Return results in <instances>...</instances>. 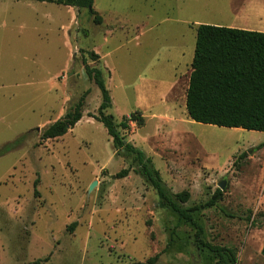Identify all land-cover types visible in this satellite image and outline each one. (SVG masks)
<instances>
[{
  "label": "rangeland",
  "instance_id": "obj_1",
  "mask_svg": "<svg viewBox=\"0 0 264 264\" xmlns=\"http://www.w3.org/2000/svg\"><path fill=\"white\" fill-rule=\"evenodd\" d=\"M93 8L101 24L87 10L0 0V149L22 140L0 157V264H148L157 255L156 264H218L194 225L162 207L115 150L96 119L102 96L84 59L103 71L116 123L144 117L127 142L151 158L167 191L190 193L182 208L206 205L225 184L196 216L204 241L233 251L235 264H264V133L197 123L185 102L198 25L264 33V0H94ZM86 93L75 128L42 141Z\"/></svg>",
  "mask_w": 264,
  "mask_h": 264
},
{
  "label": "trees",
  "instance_id": "obj_2",
  "mask_svg": "<svg viewBox=\"0 0 264 264\" xmlns=\"http://www.w3.org/2000/svg\"><path fill=\"white\" fill-rule=\"evenodd\" d=\"M51 3L60 6L87 10L95 17L98 24L102 17L94 10V0H19ZM196 45L189 78L186 108L189 117L200 124L223 128L243 129L264 133V33L222 26L199 25L196 29ZM92 62H99L100 56L89 52ZM89 79L98 87L102 102L96 119L106 128L113 140V146L125 159H131L137 165L136 173L144 178L156 191L160 205L175 213L181 222L193 224L196 229V242L219 258L218 264H235V254L231 250L212 246L202 238L203 227L196 222V216L203 208L213 207L222 199V192L216 191L213 199L202 207L182 208L190 193L184 191L172 195L165 188L158 171L151 166V158L139 148L127 142L126 135L131 130V123L144 124L140 112L124 116L118 124L115 117L107 114L113 103L106 86L103 71L91 68L87 59L83 61ZM88 93L84 94L74 108L63 118L44 129L41 140L58 139L65 136L83 118V108ZM22 140L0 149V157L9 152ZM130 169L121 171L118 179L126 178ZM35 182V188L38 185ZM36 194L37 191H35ZM264 256V246L262 248ZM160 255L149 260L156 264Z\"/></svg>",
  "mask_w": 264,
  "mask_h": 264
},
{
  "label": "water",
  "instance_id": "obj_3",
  "mask_svg": "<svg viewBox=\"0 0 264 264\" xmlns=\"http://www.w3.org/2000/svg\"><path fill=\"white\" fill-rule=\"evenodd\" d=\"M95 186V185H94ZM94 186L91 188V190L94 188ZM219 189L221 190V191H223L224 189H225V184L224 183H220L219 184Z\"/></svg>",
  "mask_w": 264,
  "mask_h": 264
},
{
  "label": "crops",
  "instance_id": "obj_4",
  "mask_svg": "<svg viewBox=\"0 0 264 264\" xmlns=\"http://www.w3.org/2000/svg\"><path fill=\"white\" fill-rule=\"evenodd\" d=\"M199 26V25H198ZM188 87H189V85H188ZM186 98H187V91H186V94H185V102H186Z\"/></svg>",
  "mask_w": 264,
  "mask_h": 264
},
{
  "label": "bare ground",
  "instance_id": "obj_5",
  "mask_svg": "<svg viewBox=\"0 0 264 264\" xmlns=\"http://www.w3.org/2000/svg\"><path fill=\"white\" fill-rule=\"evenodd\" d=\"M238 130H240V131H241V129H238Z\"/></svg>",
  "mask_w": 264,
  "mask_h": 264
}]
</instances>
